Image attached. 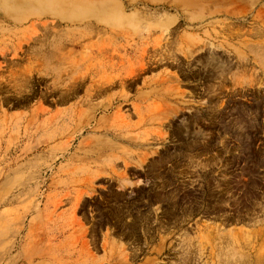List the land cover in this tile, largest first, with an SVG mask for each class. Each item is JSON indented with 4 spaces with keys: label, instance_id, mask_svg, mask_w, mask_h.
Masks as SVG:
<instances>
[{
    "label": "rangeland",
    "instance_id": "rangeland-1",
    "mask_svg": "<svg viewBox=\"0 0 264 264\" xmlns=\"http://www.w3.org/2000/svg\"><path fill=\"white\" fill-rule=\"evenodd\" d=\"M16 1L0 264H264V0Z\"/></svg>",
    "mask_w": 264,
    "mask_h": 264
},
{
    "label": "bare ground",
    "instance_id": "bare-ground-1",
    "mask_svg": "<svg viewBox=\"0 0 264 264\" xmlns=\"http://www.w3.org/2000/svg\"><path fill=\"white\" fill-rule=\"evenodd\" d=\"M22 1H25V2H20V0H17L16 1V3H18L17 4V6H19L20 4L22 5V6H25L27 3H33V4H35V5H37V6H44V5H46L45 3H48V1L49 0H47V1H42V0H40V1H38V0H28V1H32V2H27V0H22ZM231 1V0H230ZM237 8V7H236ZM235 8V9H236ZM259 11V10H258ZM264 36V35H263ZM153 38V37H152ZM155 44V43H154ZM69 73H70V71H69ZM85 77V76H84ZM105 79V78H104ZM106 80V79H105ZM94 86V85H93ZM100 86V85H99ZM70 88V87H69ZM71 90H73L72 88H71ZM70 90V91H71ZM74 91V90H73ZM69 92V91H68Z\"/></svg>",
    "mask_w": 264,
    "mask_h": 264
}]
</instances>
